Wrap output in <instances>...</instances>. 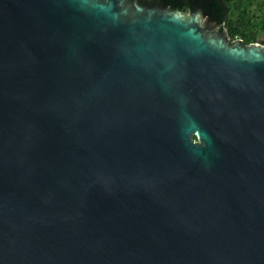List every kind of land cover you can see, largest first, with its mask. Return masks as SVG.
I'll list each match as a JSON object with an SVG mask.
<instances>
[{"label": "water", "instance_id": "obj_1", "mask_svg": "<svg viewBox=\"0 0 264 264\" xmlns=\"http://www.w3.org/2000/svg\"><path fill=\"white\" fill-rule=\"evenodd\" d=\"M144 1L0 0V264H264V44Z\"/></svg>", "mask_w": 264, "mask_h": 264}, {"label": "trees", "instance_id": "obj_2", "mask_svg": "<svg viewBox=\"0 0 264 264\" xmlns=\"http://www.w3.org/2000/svg\"><path fill=\"white\" fill-rule=\"evenodd\" d=\"M172 7H202L207 16L219 20L229 32V40L241 37L256 42L264 32V0H160ZM264 44V40H263Z\"/></svg>", "mask_w": 264, "mask_h": 264}, {"label": "rangeland", "instance_id": "obj_3", "mask_svg": "<svg viewBox=\"0 0 264 264\" xmlns=\"http://www.w3.org/2000/svg\"><path fill=\"white\" fill-rule=\"evenodd\" d=\"M238 38H241V37H236L235 39H238ZM242 39V38H241ZM263 40H264V32H261L259 33V37H258V40L259 42L263 43Z\"/></svg>", "mask_w": 264, "mask_h": 264}, {"label": "flooded vegetation", "instance_id": "obj_4", "mask_svg": "<svg viewBox=\"0 0 264 264\" xmlns=\"http://www.w3.org/2000/svg\"><path fill=\"white\" fill-rule=\"evenodd\" d=\"M152 2L154 1V0H151ZM160 1V0H159ZM144 2H149V0H145ZM162 2V1H161ZM151 3V2H150Z\"/></svg>", "mask_w": 264, "mask_h": 264}]
</instances>
